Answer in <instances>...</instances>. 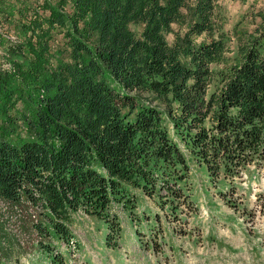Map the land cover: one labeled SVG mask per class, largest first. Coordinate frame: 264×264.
<instances>
[{"label":"trees","instance_id":"obj_1","mask_svg":"<svg viewBox=\"0 0 264 264\" xmlns=\"http://www.w3.org/2000/svg\"><path fill=\"white\" fill-rule=\"evenodd\" d=\"M253 6L227 31L218 0H0V200L35 214L38 254L62 264L51 242L72 241L77 213L103 224L112 249L119 212L152 233L161 217L138 201L174 216L191 202V164L214 188L258 180L264 10ZM218 192L234 206L235 191Z\"/></svg>","mask_w":264,"mask_h":264},{"label":"rangeland","instance_id":"obj_2","mask_svg":"<svg viewBox=\"0 0 264 264\" xmlns=\"http://www.w3.org/2000/svg\"><path fill=\"white\" fill-rule=\"evenodd\" d=\"M218 2L227 15V31L251 4L254 11L264 10V0H251L246 5L239 0ZM130 28L136 33L141 31L138 26L131 25ZM10 38L14 40L13 36ZM171 40L172 36H169L168 41ZM190 166L191 202L188 206L179 203L174 216L168 213L164 217L165 211L148 199L138 201L143 209L158 212L161 217L152 233L148 230L149 222H136L128 217V212H119L124 230L117 247L112 249L111 245L105 244L109 231L103 224L77 213L72 216L70 226L72 241L67 245L53 240V251L60 255L62 264H264V172L254 181H249L251 172H246L232 189L225 185L214 188L202 171L193 164ZM232 190L235 191L230 196L233 207L218 194V191L230 193ZM31 211L0 200V257L3 264H52L38 254L41 238L32 229L36 216ZM134 225L142 229V244L133 235ZM153 239L158 243L154 249L150 241Z\"/></svg>","mask_w":264,"mask_h":264}]
</instances>
